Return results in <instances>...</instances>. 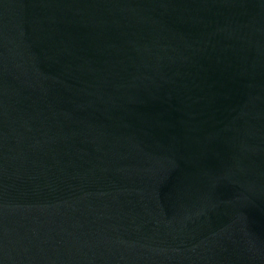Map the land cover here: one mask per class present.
I'll return each mask as SVG.
<instances>
[{
  "label": "water",
  "instance_id": "obj_1",
  "mask_svg": "<svg viewBox=\"0 0 264 264\" xmlns=\"http://www.w3.org/2000/svg\"><path fill=\"white\" fill-rule=\"evenodd\" d=\"M0 264H264V0H0Z\"/></svg>",
  "mask_w": 264,
  "mask_h": 264
}]
</instances>
